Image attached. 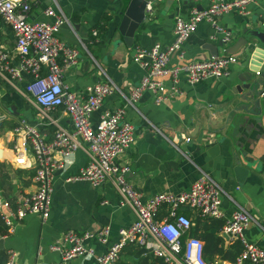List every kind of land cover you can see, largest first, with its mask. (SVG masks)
<instances>
[{"label":"crops","instance_id":"crops-1","mask_svg":"<svg viewBox=\"0 0 264 264\" xmlns=\"http://www.w3.org/2000/svg\"><path fill=\"white\" fill-rule=\"evenodd\" d=\"M30 1L31 21H53V18L45 16L44 11L54 0ZM55 1L71 22L62 26L58 37L79 51L77 63L65 74L69 89L81 94L87 86L107 80L106 77L120 88V92L108 96L101 108L94 112L93 124L98 123L104 110H117L124 106V95L128 96L143 78L144 69L133 60L136 49L151 48L157 42L170 44L174 38L176 17L187 16L193 6L202 8L211 3V0H190L188 4L180 1L170 6L166 0H159L153 4L152 13H147L149 21L139 27L133 46L128 47L118 27L131 0ZM250 8L252 13L247 17L236 13L222 17V24L232 32L229 43L222 42L221 35L215 33L211 23L202 22L184 46V62L214 58L208 48L210 45L218 47L219 56L238 54L240 62L232 66L229 77L196 85L183 81L181 93L163 103L155 100V93L147 91L136 107H126V118L135 126V142L125 148L120 162L131 167L128 177L144 201L158 193L188 190L202 171L206 172L224 189L222 207L225 217L216 218L219 219L217 222L224 225L239 206L245 208L253 217L245 236L264 248V99L260 103L252 97L243 100L248 90L245 86L248 84L249 67L252 66V58L246 48L228 53L229 49L237 47L238 42L241 43L246 30L264 31V18L261 16L264 0ZM106 14L110 19L106 31H102L100 26L104 24ZM214 34L216 38H212ZM0 45L10 50L15 47L13 33L1 17ZM171 63L174 65L181 61L175 56ZM253 73L254 78L261 77V74ZM165 85L168 90L172 88L170 80H166ZM5 89L8 90L0 79V106L3 109L15 105L17 113L3 111L8 117L0 126L3 128L0 130V181L3 180L0 194L11 199L31 193L35 184L34 174H31L33 170L16 168L13 163L12 129H8L5 122L26 118L31 124L41 125V130L49 138L54 127L47 122L42 123L38 112L22 95L17 96L14 88L12 94L17 97ZM59 114L63 127L72 131L70 116ZM85 152L84 149L74 152L68 159L67 169L58 172L54 179L50 217L43 220L30 213L16 222L14 230L4 238V249L0 252L5 250L9 255L14 252L16 264L60 263L62 255L51 250L50 246L66 232H97L109 227L111 243L118 240L120 229L130 227L135 221L132 209L120 204L118 189L111 180L98 186L87 179L66 180L88 165L89 158ZM194 222L195 227L197 221L194 219ZM199 226V234L204 233L207 225ZM222 228L220 226L217 231L213 227L211 231L222 236ZM234 242L224 238V247L227 249ZM89 245L95 250L93 256L78 257L68 264H97L96 255L109 247L97 239L89 241ZM143 248H139L135 255L125 252L121 259L137 263L140 257L153 253L152 249L146 248L151 251L140 254ZM216 259L221 264H235L219 256L213 260Z\"/></svg>","mask_w":264,"mask_h":264},{"label":"built area","instance_id":"built-area-1","mask_svg":"<svg viewBox=\"0 0 264 264\" xmlns=\"http://www.w3.org/2000/svg\"><path fill=\"white\" fill-rule=\"evenodd\" d=\"M259 1L211 0L207 7L193 6L187 16L178 15L170 44L157 42L151 48L138 47L134 52L133 60L142 66L145 74L130 94L124 95L125 105L117 110H104L98 123L93 124L94 112L101 108L108 96L120 92V88L105 76L107 80L87 86L84 93L77 94L69 89L65 74L77 63L79 51L58 37L62 26L71 24L62 8L54 0L44 11L45 16L53 18V21H31L30 0H0V17L15 38L13 50L0 45V79L22 95L38 112L42 123L47 122L54 127L51 138L41 130V125L31 124L26 118L19 119L18 125L12 129L13 163L16 168L34 170L35 189L13 200L0 194V216L9 227L8 233L0 239L6 238L14 230L16 222L30 213L43 220L50 217L54 179L58 172L67 169L68 159L73 153L84 149L89 158L88 165L66 180L87 179L96 186L111 180L118 189L120 204L132 209L135 221L130 227L120 229L118 240L111 243L109 227L97 232H66L50 246L51 250L62 255V261L55 264H68L78 257L93 256L95 250L89 245L93 239L109 245L107 251L96 255L97 264H116L128 244L150 248L155 256L168 264H221L217 259L210 261L205 257L202 239L189 235L183 241L194 222L179 211L189 208L203 218H224V189L202 171L188 190L158 193L144 201L128 177L131 167L120 162L125 148L135 142V126L126 118V107H136L147 91L155 93V100L163 103L181 93L183 81L196 85L229 77L232 66L240 62L238 54L184 62V46L202 22L211 23L215 33L221 35L222 42L229 43L232 32L222 24V17L232 13L247 17L252 13L250 6ZM146 11L152 13L153 4L149 3ZM261 14L264 18V12ZM175 56L181 63H171ZM166 80L172 82L170 90L165 85ZM60 112L70 116L72 131L61 124ZM0 117L4 121L8 115L1 113ZM162 209L166 214L158 219ZM252 220L249 211L239 206L223 225V232L243 246L235 264L247 261L264 264V248L245 236ZM7 264H16L14 252L10 253Z\"/></svg>","mask_w":264,"mask_h":264},{"label":"water","instance_id":"water-1","mask_svg":"<svg viewBox=\"0 0 264 264\" xmlns=\"http://www.w3.org/2000/svg\"><path fill=\"white\" fill-rule=\"evenodd\" d=\"M159 0H131L125 13L123 14L118 30L122 35L125 44L128 47H132L135 41L136 33L139 27L144 23L148 22L147 17V5L149 3L154 4ZM180 1H183L184 4H188L190 0H166V3L170 6L178 4ZM241 43L238 42L237 47L234 49H229L228 53L238 52L242 47L246 48V51L250 54L252 60V66L249 67L250 74L248 77V84L245 86L247 92L243 96V100H247L249 97H252L253 100H257L260 103L261 99H264V31L263 30H246L244 35L241 37ZM211 51L213 57H218V47L213 45L208 47ZM253 72H260V78H254ZM4 109V110H3ZM1 108L0 106V115L3 111L10 113L16 112V106L11 105L8 108ZM17 114V113H15ZM0 126H2V120L0 117ZM185 209V208H184ZM224 238L230 239L228 235L222 232ZM4 249V239H0V250ZM150 252L143 248L139 253Z\"/></svg>","mask_w":264,"mask_h":264},{"label":"trees","instance_id":"trees-1","mask_svg":"<svg viewBox=\"0 0 264 264\" xmlns=\"http://www.w3.org/2000/svg\"><path fill=\"white\" fill-rule=\"evenodd\" d=\"M109 19H110V17L107 14L103 17L104 24H102L100 26V29L102 31H106V29H107L106 25L108 24ZM4 83L8 89V92L12 93L14 91V89L9 84H7L6 82H4ZM17 120L15 119V120H10V121L5 122V123H7V128L8 129H14L18 125L19 121H17ZM1 129H3V128L0 127V130ZM31 174L32 175L34 174V170L32 171ZM3 178H5V177H3ZM2 188H3V180L0 181V190ZM7 194H9V192H7ZM13 199L14 198H11L10 200H13ZM186 209H188V210H186ZM179 212L191 217L193 219V222H194V219L197 221L196 226L193 227L186 235L183 236V241L189 235L202 239L205 242V257L210 261H212L216 256L222 257L223 259H228L229 261H232L234 263L237 261L238 256L240 255V253L243 250V246H242L241 242L235 241L232 245H230L226 249L224 247L223 236L219 235L218 233H213L211 231L213 229V227H216L215 230L218 231V229H220V226H223V224L220 225V223L217 222L219 219H216V218H212V219L209 218L208 220L203 219V217H201L199 214H196L193 210H191L189 208L182 209ZM165 214H166V210L162 209L159 211L157 218L162 219L163 216H165ZM207 223H209V224H207ZM199 225H207V228H206V230H204V233H201L202 235L199 234L200 233L199 232L200 231ZM8 230H9V227L6 225V223L2 220V218L0 216V236L7 234ZM139 248H141V246H139L137 244H128L121 251L120 258L116 262V264H168L163 258L155 256L154 253H148V254L140 257L138 259L137 263H133V262H129V261H125V260L121 259V256L123 257V255H124L123 253L126 252L127 255H135L138 252ZM8 258H9V252L8 251L4 250V251L0 252V264H7ZM245 264H252V263L250 261H247Z\"/></svg>","mask_w":264,"mask_h":264},{"label":"rangeland","instance_id":"rangeland-1","mask_svg":"<svg viewBox=\"0 0 264 264\" xmlns=\"http://www.w3.org/2000/svg\"><path fill=\"white\" fill-rule=\"evenodd\" d=\"M5 91H7V92H8V90H6V89H5ZM9 93H10V92H9ZM10 94H12V93H10ZM15 94H16L17 96H20V95H21V94H20L19 92H17V91L15 92ZM16 95L12 94V96H15V97H17ZM0 99H1V98H0ZM1 100H2V99H1Z\"/></svg>","mask_w":264,"mask_h":264}]
</instances>
